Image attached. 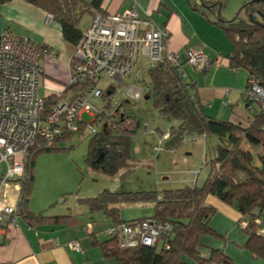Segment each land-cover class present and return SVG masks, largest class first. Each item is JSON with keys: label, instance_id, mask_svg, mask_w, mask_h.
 I'll return each mask as SVG.
<instances>
[{"label": "trees", "instance_id": "obj_1", "mask_svg": "<svg viewBox=\"0 0 264 264\" xmlns=\"http://www.w3.org/2000/svg\"><path fill=\"white\" fill-rule=\"evenodd\" d=\"M10 1L12 0H0V6ZM27 2L48 13L61 25L64 38L74 48V52L82 38L80 25L84 15L90 13L94 17L96 13H103L100 10L102 0H96L91 5L83 0ZM250 6L256 7L260 14L250 18ZM224 7V2H214L209 9L218 14L219 19L215 23L224 31L232 45L230 66L232 69L246 70L249 79H257L264 89V0L246 4L232 20L222 17ZM242 12L246 13V17H241ZM188 78H182L179 69L166 58L148 70L147 78L139 81L152 90L153 107L159 119L172 123L170 138L163 143L167 150L178 148L185 137L215 136L218 139L211 160L207 163L211 166V172L203 186L164 191L161 193V200H158L160 194L153 191L114 193L109 190L94 197L79 199V203L88 206L92 212L107 211L115 225L133 224L152 218L172 225V234L163 237L162 244L155 247L140 246L123 250L118 241L110 236L108 241L96 243L104 257L114 258L116 264H188L182 260L183 256L197 264H206L200 257L199 245L201 237L215 236L209 227L216 212L213 206L207 204L210 196L236 206L243 217L250 219V224L245 229L248 235L247 248L264 259V234L260 235L259 226L251 223L252 220L263 217L264 212V106H252L245 102L247 115L244 118L238 117L236 122L209 116L200 101L192 95L194 85ZM83 90L81 85L68 86L64 95L47 98L44 118L51 114L55 104L66 94L74 95ZM115 93L116 90L110 93L106 91L104 109L93 121L99 128L88 137L87 163L93 171L109 176L122 173V177H126L137 168L132 156V139L137 133V119L133 106L128 101L115 109ZM86 128L85 123H80L78 133L64 132L57 146L59 142L71 140L77 134L83 135ZM158 129L163 137L165 133L160 127ZM57 146L50 149L34 146L31 149L26 166L29 178L23 183L18 215L25 216L33 225L60 223L66 219L47 217L44 213L33 216L24 214L34 179L36 156L58 150ZM257 158L260 165L255 164ZM132 201L153 202V216L123 221L119 205ZM166 243L170 245L169 249L164 247ZM214 255L217 256L216 253Z\"/></svg>", "mask_w": 264, "mask_h": 264}, {"label": "crops", "instance_id": "obj_2", "mask_svg": "<svg viewBox=\"0 0 264 264\" xmlns=\"http://www.w3.org/2000/svg\"><path fill=\"white\" fill-rule=\"evenodd\" d=\"M83 1L91 5L96 0ZM254 1L102 0L100 10L105 14H120L134 7L137 8L142 18H150L159 28L169 31L168 50L184 62L190 49L204 51L212 63L210 71L201 73L186 67L188 80L194 85L191 90L192 95L200 101L209 116L232 119L236 122L238 117L244 118L247 115L244 92L248 86L249 73L244 69L231 68L229 56L232 45L224 31L215 23L219 19L218 14L212 13L209 8L214 2H224L222 17L225 20H232L241 12L242 7ZM251 8L255 7L250 6L249 13ZM86 15L89 16V20L82 31L89 27L93 18V14L87 13L84 17ZM6 30L16 36L30 38L57 52L55 59L42 62L43 72L39 78L38 93L44 99L64 95L71 78L70 65L74 48L65 40L61 25L48 13L31 5L27 0H12L0 6V36ZM218 59H220L219 63ZM71 96L72 94H66L63 99H69ZM155 124L156 121H153L147 129H144L143 141L149 136L159 143L160 131ZM150 130H154L155 133H149ZM204 137L209 138V136ZM35 183L34 175L24 214L33 216L44 213L47 217H66V219L60 223L47 222L33 225L25 216L18 215L16 224L0 230L2 237L0 264H116L114 258H105L101 248L96 245L109 240L107 230L115 225L109 213L92 212L88 206L86 210L82 209L80 214L65 212L56 215L49 214V209L35 210L32 206ZM16 196L17 191L13 185L6 186L3 201L15 203ZM158 196L162 197V194ZM21 201L22 193L19 204ZM207 204L213 206L216 212L209 223L215 236L208 235L200 239L199 254L206 264H264L263 258L247 248L248 235L240 224L249 222L250 219L243 217L236 206L228 205L214 196L208 198ZM119 206L121 209L122 205ZM97 214H102L103 219L109 221L105 230L93 225L96 222L93 216ZM141 218L145 217L131 220ZM89 226L92 229L90 234ZM75 241L79 242L82 251L77 252L70 248L69 244ZM186 257L182 258L184 262L197 264L190 259L187 260Z\"/></svg>", "mask_w": 264, "mask_h": 264}, {"label": "built area", "instance_id": "obj_3", "mask_svg": "<svg viewBox=\"0 0 264 264\" xmlns=\"http://www.w3.org/2000/svg\"><path fill=\"white\" fill-rule=\"evenodd\" d=\"M169 31L159 28L150 18H142L137 8L120 14L96 13L89 27L83 31L70 65L69 86H83L84 90L61 99L45 119L46 99L39 96V78L43 72L42 62L55 59L57 52L30 38L16 36L6 30L0 36V230L17 223L18 204L23 183L28 180L26 166L34 146L54 148L64 132L78 133L80 123L88 124L85 114L95 118L104 109V96L127 84L142 68H154L168 59L179 69L182 78H188L186 67L197 72H208L212 63L202 50L190 49L185 62L168 50ZM144 62V64H142ZM220 62V59L217 61ZM111 84L106 89L104 83ZM142 87L129 85L126 98L141 101ZM244 100L252 106H264V89L257 79L248 80ZM98 101H102L98 106ZM151 123H146L147 129ZM93 133L96 129L92 130ZM146 131L145 134H147ZM149 133H155L149 131ZM170 138L167 131L155 147L164 150L163 143ZM13 185L17 191L15 203L3 201L4 189ZM162 197L158 196V200ZM251 223L259 226L264 234L263 217ZM249 222H241L247 229ZM172 225L157 219H146L133 224L113 225L108 236L118 241L123 250L140 246L155 247L162 238L172 234ZM92 232L91 226L88 233ZM2 241L0 233V242ZM74 251H82L79 242L69 244ZM166 249L170 245H164Z\"/></svg>", "mask_w": 264, "mask_h": 264}, {"label": "rangeland", "instance_id": "obj_4", "mask_svg": "<svg viewBox=\"0 0 264 264\" xmlns=\"http://www.w3.org/2000/svg\"><path fill=\"white\" fill-rule=\"evenodd\" d=\"M260 14L259 10L251 8V16ZM241 17H246L242 12ZM89 16L86 15L81 22L80 29H85ZM186 59V57L184 58ZM144 64V62H142ZM148 67L138 70L132 80L126 85L118 88L113 95L115 109L124 101L132 104L137 119V133L132 139V156L137 168L133 174L122 177V173L116 176L105 175L93 171L87 163L88 137L98 129L99 125L93 123V118L85 114L83 119L91 126H88L83 135H75L71 140H63L58 143V150L43 152L36 156L34 175L36 179L33 208L35 210L49 209V214L61 215L66 213L80 214L87 206L79 203V199L99 195L105 190L114 193H142L158 192L181 189L184 187H201L208 179L211 166L207 163L211 160L213 150L218 144L215 136L185 137V141L176 149L157 152L155 145L158 141L152 137L143 141L144 125L153 123L160 127L164 133L169 131L172 123L162 121L153 107L152 90L143 86L140 79L147 78ZM110 82L104 83V88L110 86ZM134 85L142 87L144 96L141 101H134L126 98L127 87ZM98 106L103 105L98 101ZM221 118V117H219ZM93 123V124H92ZM158 136V135H157ZM159 138L161 136L159 135ZM145 142H147L145 144ZM262 150V148H260ZM260 150V151H261ZM256 165H260L258 158ZM32 200V199H31ZM44 208V209H43ZM154 214V203L132 201L124 203L120 209V216L124 221H131L132 218L149 217ZM96 227L106 229L107 219L102 214H97ZM189 260L188 257H186Z\"/></svg>", "mask_w": 264, "mask_h": 264}]
</instances>
